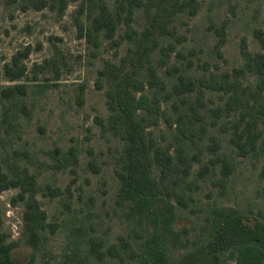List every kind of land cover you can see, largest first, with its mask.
Instances as JSON below:
<instances>
[{"label":"rangeland","instance_id":"rangeland-1","mask_svg":"<svg viewBox=\"0 0 264 264\" xmlns=\"http://www.w3.org/2000/svg\"><path fill=\"white\" fill-rule=\"evenodd\" d=\"M196 2L194 13L175 17V34L162 38L150 57L163 89L157 88L158 110L149 115L147 130L172 155L182 144L179 124L192 123L193 130L183 140L190 164L183 204L172 198L173 226L186 231L189 245L170 250L168 264H213L209 233L215 206L264 222V145L257 140V150L243 155L232 141L236 131L245 145L251 143V133L244 131L248 118L238 110L216 111L225 97L212 89L204 88L195 115L196 87L173 94L180 79L230 73L244 62L243 42L250 52L264 53L258 37L261 31L264 40V0ZM78 4L69 2L60 15L47 6L36 10L29 0H0V172L12 176L26 170L34 176L46 224L34 248L24 224L25 202L13 201L19 188L0 192V234L13 243L16 264H133L146 236L128 204L116 198L122 141L108 127L109 84L102 75L107 63L126 55L131 40L122 22L110 35L87 36L75 20ZM117 6V0H108L113 13ZM90 12L87 8L80 18L85 26ZM130 25L137 32L144 29L142 7L135 8ZM16 55L24 72L10 80L5 69ZM14 84L24 92H6ZM143 92L151 100L148 85ZM153 173L158 175L156 166ZM221 264L236 262L225 251Z\"/></svg>","mask_w":264,"mask_h":264},{"label":"trees","instance_id":"trees-1","mask_svg":"<svg viewBox=\"0 0 264 264\" xmlns=\"http://www.w3.org/2000/svg\"><path fill=\"white\" fill-rule=\"evenodd\" d=\"M40 10L49 7L63 15L69 2L79 4L75 9V20L80 29L85 28L87 36L91 32L112 34L118 23L127 27L126 35L131 45L118 63H107L102 75L108 81L107 108L109 111L108 127L122 141L121 153L117 159L116 175L119 185L116 198L128 204L130 215L146 233L137 260L133 264H168V253L172 249L188 247L186 231L176 230L173 226L176 212L172 198L178 203L184 201V184L189 172L183 140L192 136V123L182 121L178 130L181 132L182 144L176 147L172 155L168 147L160 146L147 130L149 115L158 110L157 88L163 89L161 79L152 66L150 57L159 42L165 36H173L171 25L175 17L189 10L194 13L196 0H117L115 13L110 11L108 0H29ZM120 2V3H119ZM136 7H142L145 27L137 32L131 27V20ZM87 8L88 24L81 21ZM262 33L258 31V37ZM163 52V51H162ZM244 62L232 69L230 73H210L208 77L197 80L180 79L173 87V94L182 95L197 88V98L191 107L197 114L196 105L204 93V88L212 89L224 95L223 107H217L220 114L228 115L239 111L246 120L244 131L251 133L250 144L242 142V132L232 138L243 155L257 150L256 141L264 145V53L250 52L245 42L242 44ZM22 54H27V50ZM7 66L5 73L10 80L22 76L23 67H17V57ZM145 79L144 86L143 80ZM145 84L152 89V98L147 100L144 94ZM6 92L23 93L22 85H10ZM190 104V103H189ZM220 116V115H219ZM187 131H189L187 133ZM157 167L158 175L153 173ZM229 163L222 167V182L229 174ZM11 187L19 188L13 199L25 202L24 224L29 236L28 242L35 248L40 239V230L45 227V213L41 210L35 195L37 187L34 176L24 170H15L10 176L0 172V192ZM213 230L209 233L210 254L213 264H221V255L228 251L236 264H264V222L248 221L241 212L233 208L215 206L211 209ZM13 243L4 242L0 234V264H16L13 254ZM94 253L98 251L92 249ZM74 256V255H73ZM62 264V263H60ZM63 264H73L67 261ZM183 264V263H181ZM191 264V263H187Z\"/></svg>","mask_w":264,"mask_h":264}]
</instances>
